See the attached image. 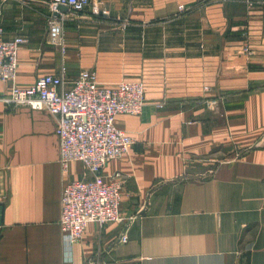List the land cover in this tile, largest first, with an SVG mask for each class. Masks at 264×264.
I'll return each instance as SVG.
<instances>
[{"label": "crops", "instance_id": "1", "mask_svg": "<svg viewBox=\"0 0 264 264\" xmlns=\"http://www.w3.org/2000/svg\"><path fill=\"white\" fill-rule=\"evenodd\" d=\"M91 2L99 14H70L65 55L48 41V0H11L0 24L28 39L18 86L64 64L70 79L144 83L143 112L116 118L136 143L104 168L133 219L64 241L63 185L90 174L79 161L62 172L56 117L8 103L0 81V264H264V0Z\"/></svg>", "mask_w": 264, "mask_h": 264}, {"label": "built area", "instance_id": "2", "mask_svg": "<svg viewBox=\"0 0 264 264\" xmlns=\"http://www.w3.org/2000/svg\"><path fill=\"white\" fill-rule=\"evenodd\" d=\"M48 5V41L58 46L63 55L68 49L66 25L70 14L82 15L90 9L93 14L101 12L91 0H49ZM179 8L181 12L186 10L184 5ZM27 42L23 35L7 38L0 24V81L12 82L8 103L47 110L56 117L62 172H68L70 164L79 161L90 174V177L66 182L62 188L61 234L67 244H74L82 238L89 223L103 226L133 219L122 214L123 178L117 174L107 177L104 168L110 160L127 154L136 143L133 135L117 126L116 118L119 114L143 112L145 86L140 80L127 79L116 85H105L93 69H82L70 79L65 64L59 73H46L29 86H18L19 52ZM242 50L247 57L252 54L248 41ZM122 238L126 242L128 235L125 233ZM65 264L75 262L67 258ZM87 264L101 262L90 260Z\"/></svg>", "mask_w": 264, "mask_h": 264}, {"label": "water", "instance_id": "3", "mask_svg": "<svg viewBox=\"0 0 264 264\" xmlns=\"http://www.w3.org/2000/svg\"><path fill=\"white\" fill-rule=\"evenodd\" d=\"M61 8H63L64 10H68L66 6H61ZM2 211H3V207L0 205V223L2 221Z\"/></svg>", "mask_w": 264, "mask_h": 264}, {"label": "rangeland", "instance_id": "4", "mask_svg": "<svg viewBox=\"0 0 264 264\" xmlns=\"http://www.w3.org/2000/svg\"><path fill=\"white\" fill-rule=\"evenodd\" d=\"M48 1H49V0H48ZM5 3H7V2H3V1L0 0V7H1L2 5H4Z\"/></svg>", "mask_w": 264, "mask_h": 264}]
</instances>
